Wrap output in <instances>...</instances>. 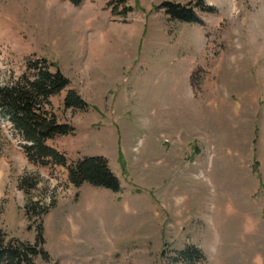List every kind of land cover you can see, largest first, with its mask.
Returning a JSON list of instances; mask_svg holds the SVG:
<instances>
[{
  "label": "rangeland",
  "instance_id": "1",
  "mask_svg": "<svg viewBox=\"0 0 264 264\" xmlns=\"http://www.w3.org/2000/svg\"><path fill=\"white\" fill-rule=\"evenodd\" d=\"M204 3L199 22L158 5ZM60 69L69 84L39 114L72 128L33 162L0 112V231L36 264H264V0H0V88ZM74 89L87 103L67 108ZM103 156L118 191L74 185Z\"/></svg>",
  "mask_w": 264,
  "mask_h": 264
},
{
  "label": "trees",
  "instance_id": "2",
  "mask_svg": "<svg viewBox=\"0 0 264 264\" xmlns=\"http://www.w3.org/2000/svg\"><path fill=\"white\" fill-rule=\"evenodd\" d=\"M73 5L79 6L84 0H68ZM199 3L193 6H184L180 3L166 1L158 5L171 20L182 22H199L195 8L198 6L203 11L215 12L213 5L202 6ZM48 67V66H47ZM46 65L37 68L33 78H23L15 84L0 88V112L3 117L13 123L15 129L31 144L25 145V151L33 162L45 161L49 157L58 164L66 165L64 154L49 147L47 139L58 134H68L72 128L67 124L57 123L55 117L49 118L46 114H39L41 106L48 102L49 97L59 93L69 84L60 69L50 72ZM67 108L84 110L88 103L74 90L69 89L64 98ZM69 179L80 186L85 182L93 185L105 186L118 191L120 183L114 172L109 168L108 160L103 156H85L68 168ZM42 231L34 244L20 239L7 237L0 231V264H36V258L43 255L49 259V253L40 247ZM204 252L193 244L179 250L173 257L174 262L196 264L204 261Z\"/></svg>",
  "mask_w": 264,
  "mask_h": 264
}]
</instances>
